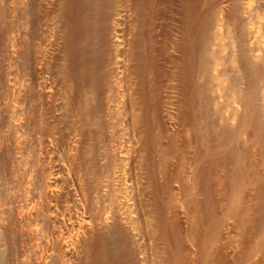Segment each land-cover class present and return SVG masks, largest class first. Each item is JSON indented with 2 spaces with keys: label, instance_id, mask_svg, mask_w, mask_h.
<instances>
[{
  "label": "bare ground",
  "instance_id": "bare-ground-1",
  "mask_svg": "<svg viewBox=\"0 0 264 264\" xmlns=\"http://www.w3.org/2000/svg\"><path fill=\"white\" fill-rule=\"evenodd\" d=\"M244 2L0 0V264H264Z\"/></svg>",
  "mask_w": 264,
  "mask_h": 264
},
{
  "label": "rangeland",
  "instance_id": "rangeland-1",
  "mask_svg": "<svg viewBox=\"0 0 264 264\" xmlns=\"http://www.w3.org/2000/svg\"><path fill=\"white\" fill-rule=\"evenodd\" d=\"M221 1L225 9H229L232 6V0H221ZM244 3H245L244 16H248L246 17L248 19L247 21L248 23L245 29L248 32L251 31L250 35L252 38V39L250 38V40L248 41L249 46H252L253 49L255 48L254 49L255 51L253 50L254 58L256 57V60L257 59L259 60L260 58L262 59L261 61H263L264 59V0H245ZM220 16H222V19H223L222 22H225L224 16L222 14H220ZM226 24L227 23L225 22V23H221L220 25H218L217 30L219 32V39L217 40V42L224 45L227 50H229V48L235 49L232 29L230 28V26H228V24L227 25ZM228 28H230L231 30H229ZM230 32L232 33L230 34ZM230 42L233 44H231ZM262 65H264V63ZM228 69H229V75L230 77H232L231 78L232 80L230 79L229 81H232V82L234 81L235 84L238 83V85H241L243 87L245 85L244 82L246 81L243 73L239 72L240 70L238 71L237 70L238 68L236 66L229 67ZM227 84H228V81H227ZM238 85L236 86L240 88ZM263 88L264 87H262V89ZM237 233L239 232L237 231ZM240 234L241 233H239V235L236 234L238 241H240ZM241 239H242V236H241ZM255 257H259L258 254L255 255Z\"/></svg>",
  "mask_w": 264,
  "mask_h": 264
}]
</instances>
